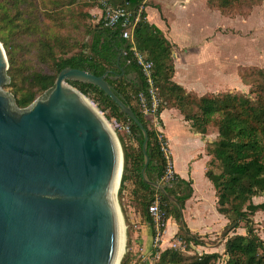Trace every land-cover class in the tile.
<instances>
[{"label":"trees","instance_id":"obj_1","mask_svg":"<svg viewBox=\"0 0 264 264\" xmlns=\"http://www.w3.org/2000/svg\"><path fill=\"white\" fill-rule=\"evenodd\" d=\"M92 1L93 6L101 11L105 5L124 8L128 12L129 23L117 22L106 26L100 16L97 21L86 24L83 18L92 15L87 9H78V0H0V43L8 63L6 74L10 78L9 83L2 87L9 88L18 107H25L53 85L57 72L65 66L84 69L95 75L107 71L106 80L131 106L147 131L149 160L144 170L145 177L163 184L166 193L182 208L191 196V183L175 173L171 179L161 180L166 162L154 128L136 104L137 93L146 92L147 85L134 52L143 54L152 64L153 84L159 98L157 118L163 108L174 107L197 132L205 133L209 124L216 127L217 137L206 150L210 156L207 166L217 164L218 170L207 168L205 175L215 189L217 211L227 218L221 232L224 238L222 253L202 252L185 256L179 247L152 248L151 254L158 252V255L151 264H214L221 255L225 257L223 264H264V238L258 234L252 219L256 211L264 210V200L258 203L252 200L254 196H264V69L252 68L241 75L253 97L230 91L197 96L172 80L171 44L162 31L146 19L144 7L150 1ZM263 1L208 0L222 11H241ZM42 14L52 22L39 19ZM125 29L129 31L128 38L122 35ZM26 36L34 39L35 56L40 65L29 72L22 70V65L16 64L14 58V42ZM69 83L94 100L101 111H108V117L129 125L137 146L126 145L119 138L123 164L117 196L125 183L131 181L130 194L138 201L141 216L151 227V235L148 205L154 196H157L165 217L173 218L179 225L180 213L176 203L143 180L140 130L97 86L77 81ZM161 140L167 144L164 136ZM239 226L244 228V234L235 233ZM185 230L189 232L186 226ZM176 237L187 244L204 242L198 234H187L180 226ZM119 264H131L128 251Z\"/></svg>","mask_w":264,"mask_h":264},{"label":"water","instance_id":"obj_2","mask_svg":"<svg viewBox=\"0 0 264 264\" xmlns=\"http://www.w3.org/2000/svg\"><path fill=\"white\" fill-rule=\"evenodd\" d=\"M0 43V264H116L121 212L116 200L123 157L103 116L69 81L101 89L142 134L143 180L148 134L106 80L65 66L53 85L25 107L2 90L8 81ZM118 187V186H117ZM123 223V222H122Z\"/></svg>","mask_w":264,"mask_h":264},{"label":"crops","instance_id":"obj_3","mask_svg":"<svg viewBox=\"0 0 264 264\" xmlns=\"http://www.w3.org/2000/svg\"><path fill=\"white\" fill-rule=\"evenodd\" d=\"M148 1L151 3L144 7L147 21L159 28L171 44L172 80L181 85L187 92L197 96L204 93H219L221 79L225 80V73L218 69V43L214 41V38L205 39L207 34L213 35L214 30V23L204 15L205 1ZM182 11H187L189 16L186 18V22L182 23L183 26H179L181 21L177 15ZM90 12L92 15L101 16V9L98 7H93ZM191 28L196 30L198 39L194 38ZM158 118L159 128L167 141L173 172L191 183L192 193L185 200L181 213L189 232L198 234L204 241L202 244L192 245H195L197 250L204 248L205 252H211L208 250L210 247L208 241L221 233L227 223V218L216 209L215 189L205 175L210 158L206 146L215 138L212 139V134L195 131L189 121L185 120L179 110L174 107L163 108ZM175 136L180 137L185 145L187 143L193 144V142L197 144H187L185 148H170V141ZM191 146H196V148ZM252 200L258 203L264 200V196H254ZM258 215H264V210L256 211L252 215L253 221H257ZM136 227L139 228V238L134 242L141 244L142 252L145 249H150L152 240L150 225L146 223ZM178 230V223L171 217L167 218L160 247H167L170 242L177 241ZM244 232L242 226L235 229V233L244 234ZM223 243L224 238L219 248L223 249Z\"/></svg>","mask_w":264,"mask_h":264},{"label":"rangeland","instance_id":"obj_4","mask_svg":"<svg viewBox=\"0 0 264 264\" xmlns=\"http://www.w3.org/2000/svg\"><path fill=\"white\" fill-rule=\"evenodd\" d=\"M204 1V15L206 18L209 17V19L212 20V23H214L213 35L209 33L210 35L207 34L208 36L205 39L211 40L212 38H214V41L218 43V69L220 72L225 73V80L223 81V79H221L219 93L230 91L237 93H246L253 97L254 95L249 93L250 87L248 86V84L242 81L241 75H243L245 71H248L252 68L264 69V1L259 5L252 6L251 8H243L241 11L235 9L222 11L216 6L211 5L208 0ZM77 7L79 10L87 9V11L92 15L90 10L96 6H93L92 0H78ZM187 11L179 12V14L177 15V17L181 21L179 26H183L182 23L186 22V18L189 16V13ZM99 18L100 17H98V14H95L90 18H83V22L88 24L97 21ZM39 19L44 20V22H52L51 20L45 19V16L43 14L40 15ZM191 29L194 33V38L198 39L197 33L195 32L196 30L193 28ZM16 40L17 41L14 42V45L16 46L14 54L16 64H21L22 70H24L25 72H29L34 68L37 69L40 65L37 63V59L35 56L36 46L32 42L34 41V39L31 36H26L23 38H17ZM9 81L10 78L8 76V81L6 82V84H8ZM2 90L13 97V95L9 91V88L2 87ZM43 93L38 94L37 97H41ZM85 98L90 103H92V105L107 121L118 139L120 148L121 143L119 141V138L126 145L132 146L134 144V146H137L131 133L127 132V130L123 127L125 122L116 120L111 116L108 117V111H101L97 107V103L94 100H92L88 96H85ZM205 133L212 134V139H216L217 137L216 127L212 124L207 125ZM215 133L216 136L214 137ZM213 141L208 143L206 148H210ZM195 144L193 142V144L191 143L188 145ZM186 145L184 141L177 136H175L174 139L170 141V148H185ZM191 147L196 148V146ZM207 168L214 171L218 170L217 164H208ZM117 186L116 200L122 216L124 237L123 252L117 264H119L121 258L123 257V254L126 251H128V261H130L131 264H151L158 255V252H156L155 254H151L152 248H159V250H162L166 247H153L151 245L149 247L150 249H143L144 251L142 252L143 247L141 246V244H139L138 242H134L139 238V228L136 226L140 224H146L147 222L141 216V208L138 201L136 199H133L130 194V190L133 186L132 182L127 181L118 196L117 192L119 184ZM256 219L257 221H253L254 226L258 234L264 238V215H258ZM208 242L210 244L209 249L207 248L208 250H210L211 252L222 253L223 249L221 247L219 248L220 243L223 242L222 233L217 234L214 239L209 240ZM167 247L170 246L168 245ZM176 247H179L182 254H184L185 256H191L194 254L198 255L202 252H205L204 248H199L197 250L195 248V245H192L190 243L187 244L183 240H181L180 245H177ZM224 258V255H221L219 259L215 260L214 264H223Z\"/></svg>","mask_w":264,"mask_h":264},{"label":"built area","instance_id":"obj_5","mask_svg":"<svg viewBox=\"0 0 264 264\" xmlns=\"http://www.w3.org/2000/svg\"><path fill=\"white\" fill-rule=\"evenodd\" d=\"M101 18L103 25L106 26H112L117 22H121L123 25L129 23L128 12L122 7H111L109 5H105L101 11ZM122 35L123 37L128 38V29H125ZM134 58L136 60L137 65L140 67V70L142 72V75L144 76L147 85L146 92L140 91L137 93L135 97L136 104L140 113L143 115V117L150 121V125L155 130L156 137L160 144V151L166 162L161 180L166 181L172 178L174 172L172 168V160L168 150V146L161 140L163 134L159 128V121L156 114L159 98L157 97L156 87L153 84L151 70L152 64L151 61L145 58L143 54L138 51L134 52ZM123 127L127 130V132L131 133L129 125L127 123H124ZM148 213L152 220L153 230L151 245L153 247H158L161 243V237L167 218L165 217L164 211L159 206L157 196H154L153 200L148 205ZM177 245H180L179 240L172 241L169 244V246L171 247H176Z\"/></svg>","mask_w":264,"mask_h":264},{"label":"bare ground","instance_id":"obj_6","mask_svg":"<svg viewBox=\"0 0 264 264\" xmlns=\"http://www.w3.org/2000/svg\"><path fill=\"white\" fill-rule=\"evenodd\" d=\"M92 107H94V106H92ZM117 185H118V178H116V180H115L114 189H116ZM123 239H124V237H123V225H122V222L120 221V224H119V247H118V252H117L116 264L119 261L120 256H121V254L123 252V241H124Z\"/></svg>","mask_w":264,"mask_h":264}]
</instances>
